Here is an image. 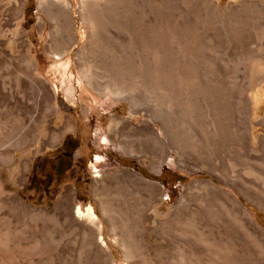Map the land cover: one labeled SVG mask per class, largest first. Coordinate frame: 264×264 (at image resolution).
Listing matches in <instances>:
<instances>
[{"label": "rangeland", "instance_id": "rangeland-1", "mask_svg": "<svg viewBox=\"0 0 264 264\" xmlns=\"http://www.w3.org/2000/svg\"><path fill=\"white\" fill-rule=\"evenodd\" d=\"M69 1L74 38L57 58L38 0H0V60L25 56L42 91L33 98L24 85L15 93L23 103L41 101L35 139L15 144V132L2 141L15 145L12 160L0 161V264H138L126 261L102 206L128 218L144 255L164 251L167 264H264V0H211L216 15L210 0H139L137 52L125 35L107 55L141 83H127L130 94L119 97L83 79L77 53L89 31L78 0ZM8 74L0 64L7 85ZM223 131L236 141L221 157L188 156L192 147L202 157L212 152L208 138ZM63 199L68 210L58 206ZM88 206L106 254L96 249L94 226L76 215Z\"/></svg>", "mask_w": 264, "mask_h": 264}, {"label": "bare ground", "instance_id": "bare-ground-1", "mask_svg": "<svg viewBox=\"0 0 264 264\" xmlns=\"http://www.w3.org/2000/svg\"><path fill=\"white\" fill-rule=\"evenodd\" d=\"M78 7H79V13H78L79 18L83 22V24L86 25V27L88 28V31H89L88 41L86 40L87 41L86 51L84 53H81V54L77 53V58L80 59L79 65L82 67L83 79L91 87L96 86V84H97L96 81H101L100 88L102 89L103 93L110 94L114 97L122 96V94L126 93V92H128L130 94V90L127 87V83H128V86L131 84L130 82H132V81L137 84L138 79L132 78V77L130 79L129 78L130 74L128 75V73L125 72V71H127V67H125L126 64L121 62L117 58H116L117 60L108 59L109 57H107V55H110V53L112 51L114 52V50H119L122 47V45L120 44L121 42L118 41V39L120 38V36H125V35L128 37V48L127 49H130L131 53L137 52L138 37H139L138 33L140 30L139 0H78ZM71 8H72V3L69 0H38V9L46 16V18L48 19V21L51 24V30L49 32L50 33L49 34V36H50V40H49L50 41V49H51L53 55L57 58L62 56L63 54H65L67 52V49L70 46V44L74 38V28H73V20H72V15H71ZM210 8L213 9V3L211 2V0L209 1V9ZM213 13L215 15L217 14L214 9H213ZM124 21H125V23H127V27L125 28V30H124V27H122L123 26L122 24ZM242 23H244V22H242ZM162 24H163V22H162ZM230 27H231V25H230ZM236 27H238V26H236ZM240 29H241V27H240ZM111 30L112 31L114 30L115 33L117 34V41L113 40L114 37L112 38V36H111V33H110ZM255 34H256V32H255ZM241 37L242 36H240V38ZM243 37H242V39H240V41H237V43H235L237 45V47H239V48L243 47V45L246 44L247 39H245ZM248 37H249V35H248ZM247 56H249V55H247ZM154 57H155V55H154ZM251 59H253V58H251V56H249L245 60L246 63L247 62L249 63L251 61ZM129 60H130V58H129ZM0 64L4 65V69H6L8 71L9 74H8V76H6V78H7L6 80L9 81V83H10L7 85L4 82L5 77L3 75H1L2 77H0V79H1L0 80V86L6 92L0 93V103H6L7 108H4V110L0 111V161H7L8 162V161L12 160V158H13V154L10 150V147H13L12 145H15L19 142L24 144L32 138L35 139V127L38 125V119H39L40 114H41V111H40L41 101H39L37 99L35 102H28L27 101V102L23 103L21 100L23 98L21 97V99L20 98L17 99L15 97V93H18L24 85L30 87V92H32L34 90V92L32 93L33 98L35 95L37 96L39 94V92H42V91L40 90V81L36 77H34L33 73L31 72V64L32 63L25 56H22L20 58H16V57L12 58L11 57L10 59H8L7 64H5V60L2 58L0 60ZM239 65H241L240 61L237 60L236 67H235L236 72H238V71L240 72L241 68L239 69ZM137 68H139V67H137ZM135 69H136V67H135ZM246 72L247 71L245 69L242 72L244 80L247 79ZM140 76L142 77L143 75H140ZM141 80L142 79H140V81ZM244 80H242V81H244ZM140 84L141 83H138L137 86H140ZM12 85H13V87H12ZM144 86H145V94H147L146 88L148 86L147 87H146V85H144ZM40 97H41V95H40ZM227 97H225V98H227ZM37 98H38V96H37ZM129 98L131 99L132 102L134 101V96H132V97L129 96ZM214 98L215 97H213V99ZM229 98H230V95H229ZM208 99H209L208 101H206V100L204 101L207 104V106L211 100L210 96ZM213 101H212V103H213ZM225 101L227 102V100H225ZM7 102H9V104ZM217 103H219V106H220V102L218 100H217ZM222 103H224V102H222ZM238 103H240V102H238ZM227 105L228 104H226V106ZM211 106H212V104H211ZM227 108H229V106H227L226 109ZM213 109H214V106H213ZM210 111H212V110H210ZM34 112H37L36 117H34L32 115V113H34ZM224 112H226L225 109H224ZM155 114H157V111H155ZM158 115L161 116L162 119H164L163 114L162 115L158 114ZM211 116H209V117H211ZM15 132H17V133L19 132V134H20V136L18 137V140H17L18 142L15 141L16 142L15 144L10 143L9 145H6V144L3 145L2 141L5 139H9L10 136L12 134H14ZM233 140H234L233 137L225 135L224 131H223V133H216V132L214 133L213 132V135L210 138H208V142H209V144H211V147H212V152L210 151L211 154L205 153V156H204L205 158H204V157H202V154L201 155L198 154L199 149L189 147L190 150H189L188 156H190L191 158H193L194 161H197V162L200 161V162H205V163L209 162L210 163V161L212 162V159H211L212 156H220L221 148L225 147V145L227 143H229L228 145H232ZM234 141H236V140H234ZM231 142H232V144H230ZM188 146L189 145H187V147ZM193 146H195V145H193ZM198 147H200V146H198ZM200 153H202V152H200ZM213 158L216 159L215 157H213ZM20 159L21 158L14 160L18 166H20V162H21ZM97 159H99V157L95 156V161ZM2 193H3V188H2V185H0V194H2ZM66 199H63L58 203V206L60 208H62L63 210H68V207H69V202H67L68 199L67 200ZM102 210H103V215L106 217V220L108 221V223L110 225V228L112 230H115V231L117 229H119V231H120V233L118 235L119 238H117V241L121 245V250H122L123 256L126 258V261L128 259L135 258V260H136V262H138V264H167V261L161 259L164 251L162 252L160 250H157L156 248L155 249L150 248V250L153 249V255H154V257L151 258L148 255H144V253L142 251H140V250H142V248L140 250L138 249V246H136V244L134 243L136 240L135 239H134L135 241L132 240V238H134V237H132L131 233H130L129 228L131 225H129L130 222H129V220H127L128 218L124 222L123 220L121 221L118 217H115L114 214L111 211H109L105 206H102ZM224 213L226 214L227 212H224ZM76 215L78 216V218H81V220H83V222L88 223L92 227L94 226L95 231H96V235H97V241L95 243L96 249H98L99 252L102 253V255H103V253L106 254V252L109 251L108 246L106 245V243H104V241L100 235V222H99V219H98L97 215L95 214L93 208L91 206H88L86 209L82 210L80 207H77L76 208ZM142 236L143 235H141L140 237L143 238ZM83 237L85 238V236H83ZM84 238H83V240H84ZM139 240H141V239H139ZM114 241L116 243L115 239H114ZM141 241L143 242V240H141ZM137 243H139V242H137ZM250 255H251V253H250ZM95 256H97V255H95ZM108 256H111V255H108Z\"/></svg>", "mask_w": 264, "mask_h": 264}, {"label": "trees", "instance_id": "trees-1", "mask_svg": "<svg viewBox=\"0 0 264 264\" xmlns=\"http://www.w3.org/2000/svg\"><path fill=\"white\" fill-rule=\"evenodd\" d=\"M181 179V176H177V180H180ZM48 181L46 180V181H44L43 183H42V186L43 187H46L47 185H48Z\"/></svg>", "mask_w": 264, "mask_h": 264}]
</instances>
